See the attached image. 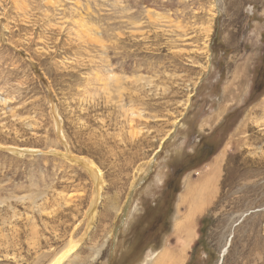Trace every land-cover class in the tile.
<instances>
[{
	"label": "rangeland",
	"instance_id": "1",
	"mask_svg": "<svg viewBox=\"0 0 264 264\" xmlns=\"http://www.w3.org/2000/svg\"><path fill=\"white\" fill-rule=\"evenodd\" d=\"M263 65L264 0H0V264H154L187 229L184 264H264Z\"/></svg>",
	"mask_w": 264,
	"mask_h": 264
},
{
	"label": "bare ground",
	"instance_id": "2",
	"mask_svg": "<svg viewBox=\"0 0 264 264\" xmlns=\"http://www.w3.org/2000/svg\"><path fill=\"white\" fill-rule=\"evenodd\" d=\"M15 152H24V150H13ZM57 153V152H56ZM64 154V153H63ZM70 155V154H69ZM215 156V155H214ZM68 158V160L70 162L73 163H77L79 162V160L77 159V157H75L74 155H70V156H66L64 155V158ZM215 161L217 160L219 161V156H216L215 158H213ZM81 161V160H80ZM154 161V160H153ZM212 162V160H211ZM154 163V162H153ZM210 163V162H209ZM205 166V165H204ZM91 170H88L89 173L91 174V176H93V180L94 182H98V176H99V172L96 168H94L93 166H90ZM214 169V168H213ZM217 169H216V174H217ZM215 173V172H214ZM211 173L209 174V177L206 176L205 179L202 181L201 185L199 186H195L193 188H187L185 193L182 194V191L179 193L180 195V200L182 204H186L187 206H192V210L193 212H195L194 214H196V212L201 211L205 205L207 204V200L214 196L215 193V189L210 190L209 188L211 186L214 185L213 180L216 179L217 177H215V174ZM218 176V174H217ZM96 190H99V184L95 185ZM214 190V191H213ZM201 195V199H197L195 198V194ZM182 194V195H181ZM178 195V196H179ZM200 197V196H199ZM197 199V200H196ZM210 200V199H209ZM99 201V197L96 196L93 200V204L91 205V208H89L88 210V217L92 216L93 217V212L95 210V203H97ZM192 212V213H193ZM189 216V215H188ZM195 215H193L192 217H194ZM178 219V218H177ZM176 219V220H177ZM181 219V218H180ZM184 219V218H183ZM186 219V218H185ZM193 219V218H192ZM179 220V219H178ZM177 220V221H178ZM176 221V226L177 228H181L183 226V223H177ZM188 221V220H187ZM184 222V220H183ZM190 227V226H189ZM180 231V230H179ZM187 238L184 240L183 245L181 246V249L179 251V253H175V255H168L167 257L163 258L160 257L157 259V261L154 264H165L166 262H168V264H184V260L185 255H186V249L189 246V242L190 240L193 238L194 236V232H191V229H187V233H186Z\"/></svg>",
	"mask_w": 264,
	"mask_h": 264
},
{
	"label": "trees",
	"instance_id": "3",
	"mask_svg": "<svg viewBox=\"0 0 264 264\" xmlns=\"http://www.w3.org/2000/svg\"><path fill=\"white\" fill-rule=\"evenodd\" d=\"M253 89L255 92H258L261 89H264V65L262 67L257 68L256 70V77H255ZM200 250H201V247H200Z\"/></svg>",
	"mask_w": 264,
	"mask_h": 264
},
{
	"label": "crops",
	"instance_id": "4",
	"mask_svg": "<svg viewBox=\"0 0 264 264\" xmlns=\"http://www.w3.org/2000/svg\"><path fill=\"white\" fill-rule=\"evenodd\" d=\"M219 155V154H218ZM217 155V156H218ZM220 156V155H219ZM218 162V161H217ZM216 162V163H217ZM215 164V160H213V162H211V164H210V166H213ZM205 165V164H204ZM155 254V253H154ZM172 253L170 252V251H163L161 254H160V256H159V258L160 257H163V258H165V257H167L168 255H171Z\"/></svg>",
	"mask_w": 264,
	"mask_h": 264
},
{
	"label": "water",
	"instance_id": "5",
	"mask_svg": "<svg viewBox=\"0 0 264 264\" xmlns=\"http://www.w3.org/2000/svg\"><path fill=\"white\" fill-rule=\"evenodd\" d=\"M125 219V217H123V220Z\"/></svg>",
	"mask_w": 264,
	"mask_h": 264
},
{
	"label": "built area",
	"instance_id": "6",
	"mask_svg": "<svg viewBox=\"0 0 264 264\" xmlns=\"http://www.w3.org/2000/svg\"><path fill=\"white\" fill-rule=\"evenodd\" d=\"M253 9V7L251 8V10Z\"/></svg>",
	"mask_w": 264,
	"mask_h": 264
}]
</instances>
